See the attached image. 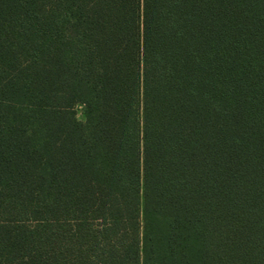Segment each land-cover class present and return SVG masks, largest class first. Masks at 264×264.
<instances>
[{
  "label": "trees",
  "instance_id": "trees-1",
  "mask_svg": "<svg viewBox=\"0 0 264 264\" xmlns=\"http://www.w3.org/2000/svg\"><path fill=\"white\" fill-rule=\"evenodd\" d=\"M0 264H264V0H0Z\"/></svg>",
  "mask_w": 264,
  "mask_h": 264
},
{
  "label": "rangeland",
  "instance_id": "rangeland-1",
  "mask_svg": "<svg viewBox=\"0 0 264 264\" xmlns=\"http://www.w3.org/2000/svg\"><path fill=\"white\" fill-rule=\"evenodd\" d=\"M79 118H80V109H79Z\"/></svg>",
  "mask_w": 264,
  "mask_h": 264
}]
</instances>
